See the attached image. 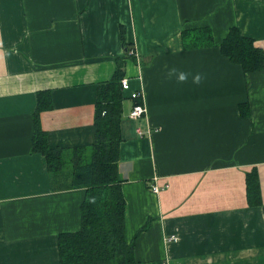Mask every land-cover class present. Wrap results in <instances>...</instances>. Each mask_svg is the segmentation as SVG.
Masks as SVG:
<instances>
[{
  "label": "crops",
  "instance_id": "obj_1",
  "mask_svg": "<svg viewBox=\"0 0 264 264\" xmlns=\"http://www.w3.org/2000/svg\"><path fill=\"white\" fill-rule=\"evenodd\" d=\"M231 28L264 54V0H0V264H60L58 236L81 228L71 164L50 176L31 150L37 93L50 94L48 147L88 148L96 88L122 58L117 171L134 264H264V67L244 74L220 54ZM131 93L146 111L136 121Z\"/></svg>",
  "mask_w": 264,
  "mask_h": 264
},
{
  "label": "trees",
  "instance_id": "obj_2",
  "mask_svg": "<svg viewBox=\"0 0 264 264\" xmlns=\"http://www.w3.org/2000/svg\"><path fill=\"white\" fill-rule=\"evenodd\" d=\"M206 29H197L200 33ZM191 32V31H190ZM189 31L182 33L184 45ZM208 34V32H207ZM209 40L210 36H209ZM190 42V40H189ZM191 47L197 45L190 42ZM128 47L125 46V52ZM220 54L240 66L244 74L258 72L264 67V54L252 40L240 36L231 28L220 45ZM123 58L116 61L112 79L96 88L93 119L94 143L88 148L50 149L46 134L40 129L39 113L50 110L49 92L37 93V109L33 118L32 152L45 158L47 172L57 175L71 164L72 185L84 188L80 208L81 228L76 233L57 238L60 264H134L133 247L124 238L125 203L118 177L120 121L122 116ZM245 192L250 206L260 204V188L256 172L246 174Z\"/></svg>",
  "mask_w": 264,
  "mask_h": 264
},
{
  "label": "built area",
  "instance_id": "obj_3",
  "mask_svg": "<svg viewBox=\"0 0 264 264\" xmlns=\"http://www.w3.org/2000/svg\"><path fill=\"white\" fill-rule=\"evenodd\" d=\"M126 54L128 56H131V57L135 56L134 55V51H132L130 49L126 52ZM120 86H121V91L122 92L129 90L128 81L126 79H122L120 81ZM130 99L134 102V104H133V107H132V109H131V111H130V113L128 115V118L130 120H132V121L139 120L146 113V111H145V109H144V107L142 105V102H141V100H142L141 96L138 93H131L130 94ZM144 134H146V133H144V132H142L140 130H136V135L138 137L141 138V137H143ZM150 191L153 194H157L160 191V188L156 187L155 185H153V186H151ZM170 241L171 242H175L176 238L175 237H170Z\"/></svg>",
  "mask_w": 264,
  "mask_h": 264
},
{
  "label": "clouds",
  "instance_id": "obj_4",
  "mask_svg": "<svg viewBox=\"0 0 264 264\" xmlns=\"http://www.w3.org/2000/svg\"><path fill=\"white\" fill-rule=\"evenodd\" d=\"M175 73L176 80L178 82H183L186 80V74L184 72H176L174 69L172 70ZM200 77L199 75H195L192 77V83H198Z\"/></svg>",
  "mask_w": 264,
  "mask_h": 264
}]
</instances>
